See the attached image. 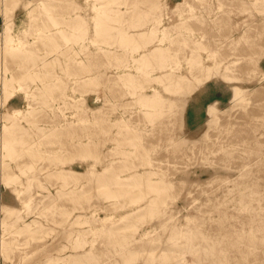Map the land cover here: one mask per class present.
Returning <instances> with one entry per match:
<instances>
[{
    "label": "rangeland",
    "instance_id": "rangeland-1",
    "mask_svg": "<svg viewBox=\"0 0 264 264\" xmlns=\"http://www.w3.org/2000/svg\"><path fill=\"white\" fill-rule=\"evenodd\" d=\"M0 190L10 264H264V0H0Z\"/></svg>",
    "mask_w": 264,
    "mask_h": 264
},
{
    "label": "crops",
    "instance_id": "crops-1",
    "mask_svg": "<svg viewBox=\"0 0 264 264\" xmlns=\"http://www.w3.org/2000/svg\"><path fill=\"white\" fill-rule=\"evenodd\" d=\"M27 19H26V21H27ZM13 197L14 196L10 192H7L6 190H0V205H13V204H15L16 200ZM3 227H5V226H3ZM4 258H5L4 256L0 255V264H10V262L5 260Z\"/></svg>",
    "mask_w": 264,
    "mask_h": 264
}]
</instances>
